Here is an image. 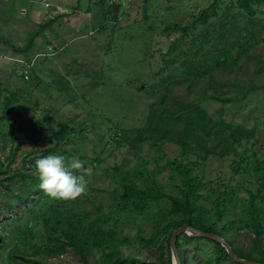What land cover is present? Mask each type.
Masks as SVG:
<instances>
[{"label": "rangeland", "instance_id": "obj_1", "mask_svg": "<svg viewBox=\"0 0 264 264\" xmlns=\"http://www.w3.org/2000/svg\"><path fill=\"white\" fill-rule=\"evenodd\" d=\"M236 1L0 0V91L3 97L13 93L17 98L11 107L9 124L0 128V164L5 167L11 163L15 167L20 157L30 151L53 148L70 151L83 159L82 168L73 171L85 176L89 193L87 200H82L81 195L75 198L81 199L87 210L93 204H100L102 214L111 216L110 198L105 192L113 191L116 184L111 182L106 170L112 166L131 169L137 162L130 145L117 139L120 130L142 127L150 105L158 107L161 101L171 97L193 100L215 94L240 98L243 92H248L244 98L224 105L209 99L199 102L211 118L244 125L253 131L254 138L241 143L225 157L209 156L205 162L198 163V169L201 180L208 184L206 189L210 190L206 194V208L219 196H229L234 202L247 201L248 192L255 193L262 184V201L258 205L264 225V42L261 41L264 38V0H254L251 15ZM212 3L218 15L210 18L207 23L210 26L192 23ZM39 24H47L44 33L34 39L26 53H15L12 48L25 47L30 32ZM175 24L195 25L190 29L191 38L180 40L173 55H180L191 39L212 30L214 25H224V32L233 26L227 39L220 40L216 36L217 47L228 49L239 42L242 53L234 52V59H222L217 69L208 67L209 79L205 72L203 76L196 74L191 84L173 76L171 84L167 77L169 71L164 69L162 74L158 71L165 66L162 59L169 44L181 34L180 31L168 35L164 32L166 26ZM249 40L257 43L251 46L250 42H244ZM216 53L210 46L202 49L203 57H216ZM179 64L177 61L168 67ZM160 80H166L168 87L165 88L166 82L159 86ZM63 121L70 123L74 133L67 136V142L71 140L67 145L55 147V132ZM11 133L21 144L16 154ZM152 149L144 146L140 155L147 160L150 155H164L165 159H157L158 166L178 156V148L172 144H165L159 152ZM33 163L35 159L24 166L30 168ZM154 166L150 161L147 168ZM237 168L239 170L235 171ZM255 168L259 171L255 172ZM157 178L168 190V173L163 171ZM7 197V194L0 197V207ZM158 204L148 216L129 213L127 223L120 219L122 227L118 233L132 241L118 247L122 254H131L145 263L164 264L158 260L152 244L142 246L140 241V238L147 240L154 232L161 206L167 202ZM232 204L227 201L226 208L236 214L224 213L229 225L230 218L239 215L236 208L231 210ZM18 205L11 210H0L2 264H38L36 258L45 264H82L68 247L58 257L32 255L30 245L41 244V225L34 224L42 213L43 204L26 212L22 203ZM116 215L123 216L122 213ZM92 217H95L93 212ZM113 222L111 219L107 225ZM233 234L237 245L248 244L252 236L247 228L237 226L226 236ZM181 244L186 264H202L212 258L215 251L214 245L204 240L181 241ZM262 245L264 247V236ZM178 261L177 264H181L179 257Z\"/></svg>", "mask_w": 264, "mask_h": 264}, {"label": "trees", "instance_id": "obj_2", "mask_svg": "<svg viewBox=\"0 0 264 264\" xmlns=\"http://www.w3.org/2000/svg\"><path fill=\"white\" fill-rule=\"evenodd\" d=\"M253 2L255 1L238 0L235 3L251 15L253 14L251 8ZM217 15L215 3H212L208 8L202 10L192 23L197 22V24L208 25L209 27L208 21ZM192 25L180 26L175 24L164 28L167 35L175 31L181 33L179 38L169 44L162 59L165 66L158 71L159 74H162L164 69L166 72L169 71L167 77L171 79V84H173V76L174 78L188 80L189 84H191V81L196 80L194 78L196 74L203 76L206 73L209 79L211 72L208 67L217 69L216 67L222 63V59H234L236 58L234 52L235 54L237 52L242 53V46L239 45V42L233 43L232 48H218L216 36L220 40L227 39L233 31V26L224 32V25H221V27L214 25L212 30H205L195 40L191 39L185 45L186 49L180 51V55L179 53L173 55L176 49L179 48L180 40L191 38L190 29ZM46 27L47 24H39L36 30L30 32L25 47H13L12 50L15 53H26L33 46L34 39L44 33ZM261 41L264 42V38ZM244 42H250L251 46L257 43L253 40ZM184 43L186 42L184 41ZM208 46L215 49L217 52L216 57L210 55L203 57L202 49ZM177 61H180L178 67H168V65H174ZM165 82L166 80H160L159 86H162ZM167 87L168 83L166 82L165 88ZM246 93L248 92H243L240 98L221 97L215 94L197 96L198 98L193 100L171 97L168 101H161L158 107H155L154 104L150 105L142 127L120 130L117 139L130 145L133 154L137 156V162L131 169L112 166L110 170H106L111 182L116 184L113 191L105 192L110 198L111 216L102 214L100 204H93L91 209L87 210L83 207L81 199L72 198L68 201V199L52 198L38 187L39 181L35 174L34 163L31 164L30 168L25 167L24 163L49 154L62 155L66 161L68 158L75 156L74 153L61 148L27 152L20 157V161L15 167H12L11 163L5 167L0 164V188L3 190L0 197L8 195L7 200L2 202L0 210H11L14 205L22 203V209L26 212L43 204L42 213L34 224V226L41 225L39 232L41 244L33 243L30 245L34 256L38 255L43 258L58 257L68 247L78 256L82 264H152L145 263L131 254L124 255L118 250L120 245L132 243V241H127L125 236L118 233L122 227L120 219L127 223L129 213L148 216L151 211L156 210L158 203L166 201L167 205L161 206V215L156 219L157 224L154 232L147 240L140 238V241L143 242L141 243L142 246L152 244L155 247L158 260L163 261L164 264H172L169 240L172 232L181 226H191L200 231L221 236L238 257L264 263V247L262 245L264 225L260 216L261 207L258 205L262 201V184L260 186L262 189L258 187L255 193L248 192L247 201L234 202L229 196H219L210 202V209L206 208L208 203L206 194L210 190L206 189L208 184L201 180L200 170L198 169V163L205 162L209 156L225 157L241 143L254 138L253 131L244 125H233L220 119L211 118L199 106V102L209 99L224 105L244 98ZM16 100L17 98L13 93L3 97L0 91V128L9 124L8 117ZM70 133H74L70 123L61 122L55 132V147L67 145L71 141L67 142L69 140L67 136ZM79 133L83 138L85 137L83 130H80ZM10 136L16 144L15 150H13L16 154L21 144H19V140L14 133H11ZM165 144L176 146L178 156L166 159L161 166L157 165V159L158 161L165 159L164 155L159 157L150 155L148 160L145 156L140 155L144 146L152 147V150L159 152ZM13 156L11 154V158ZM78 158L83 161L82 158ZM85 159L88 162L91 161L90 158ZM150 161L155 163L152 169L147 168ZM23 169L25 171H22ZM238 170L239 168L235 171ZM163 171L168 173L169 191L157 178ZM254 171L259 170L255 168ZM79 195H81L82 200H87L89 193L87 194V191H85ZM227 201L233 202L231 210L236 208L239 214L237 218H230V225L225 221L224 213H236L228 211V208H226ZM92 212L95 217H92ZM119 213L123 214L122 218L117 217L116 214ZM111 219H114V222L107 225V222ZM236 226L245 227L251 232L252 236L248 244L237 245L234 242V234L229 237L226 236L228 231H232ZM15 240L20 241L23 239ZM193 240H204L212 243L215 247L212 258L202 264H225L226 262L238 264L231 260L225 249L214 240L195 238L184 233L178 234L175 242L178 257L182 261L181 264H186L185 256L181 251L183 249L181 248V241ZM2 261L3 259L0 257V264H2ZM36 262L45 264L41 260L39 262L37 258ZM156 263L160 264L159 262Z\"/></svg>", "mask_w": 264, "mask_h": 264}, {"label": "clouds", "instance_id": "obj_3", "mask_svg": "<svg viewBox=\"0 0 264 264\" xmlns=\"http://www.w3.org/2000/svg\"><path fill=\"white\" fill-rule=\"evenodd\" d=\"M34 168L38 187L49 197L72 199L86 191L85 176L73 171L82 168V161L77 156L66 161L62 155L49 154L36 159Z\"/></svg>", "mask_w": 264, "mask_h": 264}, {"label": "water", "instance_id": "obj_4", "mask_svg": "<svg viewBox=\"0 0 264 264\" xmlns=\"http://www.w3.org/2000/svg\"><path fill=\"white\" fill-rule=\"evenodd\" d=\"M181 233H184V234L190 235V236L191 235L196 236V237H206V238H210V239L214 240L215 242L219 243L225 249L229 258L238 264H264V263L246 260V259H242V258L238 257L233 252L231 246L225 241V239L223 237L215 235V234L200 231V230H198L194 227H191V226H181V227L175 229L170 236L169 246H170V250H171V254H172L173 264H177V262L179 263L175 242H176L177 235L181 234ZM140 264H143V263H140Z\"/></svg>", "mask_w": 264, "mask_h": 264}, {"label": "built area", "instance_id": "obj_5", "mask_svg": "<svg viewBox=\"0 0 264 264\" xmlns=\"http://www.w3.org/2000/svg\"><path fill=\"white\" fill-rule=\"evenodd\" d=\"M47 4V3H46ZM48 5V4H47Z\"/></svg>", "mask_w": 264, "mask_h": 264}, {"label": "crops", "instance_id": "obj_6", "mask_svg": "<svg viewBox=\"0 0 264 264\" xmlns=\"http://www.w3.org/2000/svg\"><path fill=\"white\" fill-rule=\"evenodd\" d=\"M34 58V57H33ZM36 64V63H35Z\"/></svg>", "mask_w": 264, "mask_h": 264}, {"label": "bare ground", "instance_id": "obj_7", "mask_svg": "<svg viewBox=\"0 0 264 264\" xmlns=\"http://www.w3.org/2000/svg\"><path fill=\"white\" fill-rule=\"evenodd\" d=\"M178 263V262H177Z\"/></svg>", "mask_w": 264, "mask_h": 264}]
</instances>
